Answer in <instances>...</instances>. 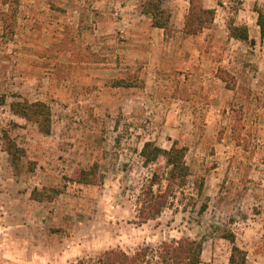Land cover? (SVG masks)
Masks as SVG:
<instances>
[{"label": "rangeland", "instance_id": "1", "mask_svg": "<svg viewBox=\"0 0 264 264\" xmlns=\"http://www.w3.org/2000/svg\"><path fill=\"white\" fill-rule=\"evenodd\" d=\"M142 1L0 0V264H99L107 250L146 247L154 264L164 241L184 237L203 241L200 264H232L229 233L246 264H264V0H203L217 14L196 36L179 32L190 0H167V40ZM55 8L74 17L61 24ZM231 20L255 44L231 37ZM23 100L50 105L49 134L12 112ZM7 136L22 149L17 164ZM146 141L187 146L192 174L143 222L142 188L166 171L163 158L145 163ZM94 165L101 181L79 182Z\"/></svg>", "mask_w": 264, "mask_h": 264}, {"label": "trees", "instance_id": "2", "mask_svg": "<svg viewBox=\"0 0 264 264\" xmlns=\"http://www.w3.org/2000/svg\"><path fill=\"white\" fill-rule=\"evenodd\" d=\"M167 0H143L141 3V12L150 16L153 27L164 30L166 37L175 33L173 25L172 11L166 7ZM188 13L186 14L183 32L186 35L196 36L201 34L205 29L210 28L216 19L217 11L215 8L205 6L203 0H190ZM257 23L261 29V36L264 37V12L258 10ZM231 37L255 44V40L250 37V30L247 24H237L231 20L228 24ZM229 73L221 71V78L227 81L229 88H233L230 83ZM130 85L123 83V85ZM6 103V96L0 93V106ZM14 114L35 122L40 130L49 134L52 131V109L50 105L42 100L37 101H13L10 104ZM5 150L12 156L13 162L18 163L21 152L17 144L8 136L4 145ZM188 147L178 145L175 141L170 148H164L153 141H146L141 155L145 163L149 164L163 158L166 164L164 174L153 173L151 179L142 188L139 198L138 217L145 222L157 218L166 208L172 206L177 193L182 191L189 183L191 176V167L187 162ZM97 165L88 169L83 168L78 173V180L85 184H95L100 182L98 177ZM204 180L199 185L202 189ZM49 190V189H48ZM58 191H55L56 194ZM183 192V191H182ZM47 196H53L46 190L39 191L35 189L32 197L37 200H44ZM207 206L203 205L200 213L206 210ZM228 239L232 244L230 262L232 264H246L247 253L236 243V235L229 233ZM150 249L148 247L138 250L134 254H128L122 249L107 250L100 259L99 264H144L149 262ZM203 251V241L189 237L179 240L164 241L159 247L157 257L159 258L154 264H200L201 254ZM77 264H83L79 261Z\"/></svg>", "mask_w": 264, "mask_h": 264}, {"label": "crops", "instance_id": "3", "mask_svg": "<svg viewBox=\"0 0 264 264\" xmlns=\"http://www.w3.org/2000/svg\"><path fill=\"white\" fill-rule=\"evenodd\" d=\"M55 2H56V4L58 5V6H62V4L64 3V4H68V2L69 3H72L74 0H54ZM75 12V11H74ZM82 13H80V14H83V17H87V15H89L90 14V12L89 11H81ZM51 13L54 15V16H56V17H58L59 18V20H57L56 22H55V25H58L59 24V27H61L60 25L62 24V22H63V19L64 18H73L74 16L72 15L73 14V11L71 10H67V11H65V10H62V9H59V8H55V10H52L51 11ZM140 13L142 14V12L140 11ZM145 15V14H144ZM134 17H136V16H134ZM150 20V22H151V18L149 19ZM58 21L59 22H61V24L60 23H58ZM74 22V21H73ZM133 25L135 26L136 25V22L134 21L133 22ZM151 26H152V24H151ZM183 27H184V25H183ZM183 27H179V32H181V33H183ZM62 28V27H61ZM152 29H154V30H159L160 32H162V35H163V38L164 39H166L167 40V37H166V35H165V32H164V30L163 29H161V28H157V27H153L152 26ZM140 30V29H139ZM134 31L135 32H137V33H140V32H138L136 29H134ZM155 64L156 65H161L162 63H161V61H159V59L158 58H155Z\"/></svg>", "mask_w": 264, "mask_h": 264}]
</instances>
